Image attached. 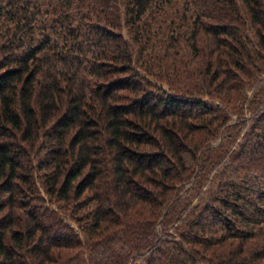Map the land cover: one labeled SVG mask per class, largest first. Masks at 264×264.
<instances>
[{
  "label": "trees",
  "instance_id": "trees-1",
  "mask_svg": "<svg viewBox=\"0 0 264 264\" xmlns=\"http://www.w3.org/2000/svg\"><path fill=\"white\" fill-rule=\"evenodd\" d=\"M0 264H264V0H0Z\"/></svg>",
  "mask_w": 264,
  "mask_h": 264
},
{
  "label": "rangeland",
  "instance_id": "rangeland-1",
  "mask_svg": "<svg viewBox=\"0 0 264 264\" xmlns=\"http://www.w3.org/2000/svg\"><path fill=\"white\" fill-rule=\"evenodd\" d=\"M215 144H217V142H216V143H214L213 145H215Z\"/></svg>",
  "mask_w": 264,
  "mask_h": 264
}]
</instances>
